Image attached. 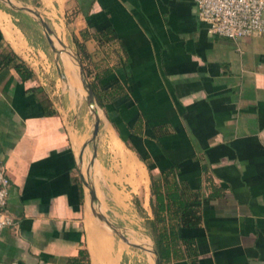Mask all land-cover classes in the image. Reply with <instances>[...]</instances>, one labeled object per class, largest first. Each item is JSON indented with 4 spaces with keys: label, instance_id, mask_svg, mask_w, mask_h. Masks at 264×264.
Returning <instances> with one entry per match:
<instances>
[{
    "label": "crops",
    "instance_id": "1",
    "mask_svg": "<svg viewBox=\"0 0 264 264\" xmlns=\"http://www.w3.org/2000/svg\"><path fill=\"white\" fill-rule=\"evenodd\" d=\"M16 1L58 17L80 59L77 43L85 46L90 83L125 90L103 108L93 170L107 184L103 212L111 201L115 221L135 230L130 186L154 219V178L198 213L197 225L177 227L186 240L166 264H264V33L238 41L209 34L196 0ZM17 15L0 0V55L27 62ZM3 65L0 163L16 224L0 232V264H123L125 246L89 210L81 175L88 121L71 116L77 103L86 114L76 70L64 66L72 87L65 110L45 83ZM164 215L171 231L177 217Z\"/></svg>",
    "mask_w": 264,
    "mask_h": 264
},
{
    "label": "rangeland",
    "instance_id": "2",
    "mask_svg": "<svg viewBox=\"0 0 264 264\" xmlns=\"http://www.w3.org/2000/svg\"><path fill=\"white\" fill-rule=\"evenodd\" d=\"M3 4L14 14L18 13L19 22L20 24H23L27 31V36L29 39V43L25 46V55L27 57V64L34 70L35 72V78L41 82L45 83L46 90L45 94L48 97H51L52 100H54L58 105L63 106L65 110L68 109V107H71V88L68 86L67 80H64L61 76L60 69L64 71V66L68 65V62L62 61V59H59V62H57L58 54L53 50L51 44L48 41V38L46 36L45 30L43 26L40 24L39 21H37L32 15L26 12L21 11H15L12 9L9 5L5 3V1L1 0ZM29 6L35 7L34 5L30 4ZM36 8V7H35ZM40 11V9H39ZM44 18L48 21L50 27L53 29L55 34L65 43L69 48H71L73 51L76 52V46L72 43L70 36L66 34V28L60 25V19L56 17L52 13H46L45 11H40ZM23 15V16H22ZM61 15V14H60ZM25 16L30 17L31 21L33 20V23L30 24L28 20L25 18ZM49 17V18H48ZM63 18V16H60ZM30 24V25H29ZM57 45L60 49H62V46L57 42ZM58 63L60 65V69L58 68ZM68 74V71H67ZM69 77V75H68ZM70 79V78H69ZM75 80V79H74ZM80 85L81 82L79 81ZM87 92L85 91L84 87L81 85L79 87V99L83 101L84 109L86 110V114H83L81 111V105L82 103H77L76 106L72 107L73 113H71L72 118L76 117L78 121H83V118L87 119L88 126H87V139L89 140L92 137L93 129H94V115L89 109V106L87 104V98H86ZM63 109V108H62ZM82 112V113H81ZM86 115V116H85ZM101 116L105 121V116L103 111H101ZM103 121V120H102ZM101 122V127H102ZM100 136H101V129H100V135L96 142V145L98 147V154H97V160L95 162V166L99 165V162H101V148H100ZM87 140V141H88ZM93 150H94V143H90L85 150L84 160H83V172L85 176L87 175V168L90 166V162L93 156ZM110 155L107 156V162L109 163ZM91 179L95 183V187L97 190V195L99 199H103L105 196V189L104 187L107 185L103 178L97 180L96 175L93 173V170L91 172ZM126 193L129 195L128 200L132 202L133 207H137V201L140 202L139 198H137L134 194V192L131 191L130 186H126L125 188ZM88 191V189H87ZM89 200V195H88ZM110 201V200H108ZM110 209L106 210L104 213L107 215V217L116 225L118 226L123 233H125L129 238H134L132 236V232L134 230L133 227H130L129 220L126 219L125 223L123 220H119L118 222L115 221V209L112 205V202L110 201L109 204ZM149 207V206H147ZM139 210V209H138ZM115 213V214H114ZM117 215V214H116ZM139 218H136L135 225V232L134 236L136 238H139V240H144L145 243H149L151 245L156 246L154 239L151 236V229L149 228V225L147 223V217L148 214L146 212H141L139 210L138 213ZM117 217H119L117 215ZM120 219V218H119ZM117 222L118 224H116ZM118 241L125 246L126 253L123 257V264H154L151 256L148 252H146L143 249L133 247L131 245H128L125 243L118 235H116ZM138 241V240H137ZM136 242V241H135ZM138 243V242H137Z\"/></svg>",
    "mask_w": 264,
    "mask_h": 264
},
{
    "label": "trees",
    "instance_id": "3",
    "mask_svg": "<svg viewBox=\"0 0 264 264\" xmlns=\"http://www.w3.org/2000/svg\"><path fill=\"white\" fill-rule=\"evenodd\" d=\"M78 50L81 56V60L84 63L86 59V50L85 46L82 43H77ZM8 66L14 68L21 78L29 80L34 77L33 69L27 64L25 60L20 58L17 54L13 53L12 56L8 55L7 57L2 54L0 55V65ZM93 89L95 90L103 108H105L106 98L115 99L118 95H121L125 92L123 87H113L114 90L103 89L96 87V85L91 82ZM48 114H54L55 111H47ZM152 199L151 206L154 213V219H147L149 228L151 229V236L155 241L156 248L159 252L162 264H166L173 255L177 254L176 249L181 244L182 240L181 235L177 231L179 226H195L198 223V213L197 208L194 207L191 201L182 199L181 194L177 192L166 194L156 179L152 178ZM167 196L173 201V206L168 205L166 202ZM137 208L143 212L144 209L140 202L137 201ZM167 210H173V213L176 215V221H170L171 231L167 229V219L164 213ZM175 223V224H174ZM177 223V224H176Z\"/></svg>",
    "mask_w": 264,
    "mask_h": 264
},
{
    "label": "built area",
    "instance_id": "4",
    "mask_svg": "<svg viewBox=\"0 0 264 264\" xmlns=\"http://www.w3.org/2000/svg\"><path fill=\"white\" fill-rule=\"evenodd\" d=\"M209 34L235 41L264 33V0H196ZM11 178L0 163V232L16 224L8 211Z\"/></svg>",
    "mask_w": 264,
    "mask_h": 264
},
{
    "label": "water",
    "instance_id": "5",
    "mask_svg": "<svg viewBox=\"0 0 264 264\" xmlns=\"http://www.w3.org/2000/svg\"><path fill=\"white\" fill-rule=\"evenodd\" d=\"M7 5H9L12 9L15 11H21L26 12L32 15L37 21L40 22V24L43 26L46 36L48 38L49 43L51 44L53 50L58 54L57 62H59V59L63 60V55L67 54L75 63V70L77 72L78 80L81 82V85L84 87L85 91L87 92L86 98L87 103L89 106L90 111L94 115V129L92 133V137L85 143L83 150L92 142L94 143V150H93V156L90 162V166L87 168V175L85 176L83 172V160L81 161V175L82 179L86 188L87 198L89 195V210L91 211L92 215L98 219L103 225H105L113 234L118 235L125 243L128 245H131L136 248H140L145 250L149 253L151 256L154 264H162L161 258L159 255V252L154 245L147 246L144 243H137L132 241L129 236H127L125 233L122 232V230L116 226L103 212L101 207V201L97 195V190L95 187V183L91 179V172L95 168V162L97 160V154H98V147L96 145V142L100 135V129H101V111H103V106L93 89L91 83L89 82L87 75L85 73L84 67L82 65V61L77 54V52L73 51L67 44H65L53 31V29L50 27L48 21L44 18L43 14L35 7L20 3L16 0H3ZM57 42L62 46V49H60L57 45ZM58 68L60 69V65L58 63ZM61 76L64 80H67V75L64 71L60 69ZM88 189V191H87Z\"/></svg>",
    "mask_w": 264,
    "mask_h": 264
},
{
    "label": "bare ground",
    "instance_id": "6",
    "mask_svg": "<svg viewBox=\"0 0 264 264\" xmlns=\"http://www.w3.org/2000/svg\"><path fill=\"white\" fill-rule=\"evenodd\" d=\"M63 63L66 61V62H68L72 67H73V69H75V63H74V61L67 55V54H64L63 55ZM64 72H65V74L67 75V73H66V70H65V67H64ZM134 232H135V230H134ZM134 232H132V236L135 238V240H136V242H138V243H144V244H146L147 246H149L150 244L149 243H145V241L144 240H139V238H136V236H134L136 233H134ZM138 240V241H137ZM150 247V246H149Z\"/></svg>",
    "mask_w": 264,
    "mask_h": 264
}]
</instances>
